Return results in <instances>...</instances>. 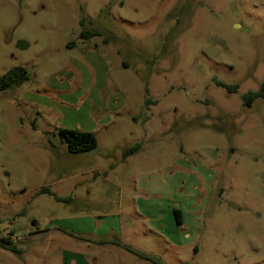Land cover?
Segmentation results:
<instances>
[{"label":"rangeland","instance_id":"obj_1","mask_svg":"<svg viewBox=\"0 0 264 264\" xmlns=\"http://www.w3.org/2000/svg\"><path fill=\"white\" fill-rule=\"evenodd\" d=\"M17 66L29 78L0 90V264H264V100L242 99L264 81V0H0V76ZM61 128L96 148L70 153ZM169 170L171 198L136 189ZM140 200L178 205L174 242L150 227L125 249ZM159 217L165 235L173 212Z\"/></svg>","mask_w":264,"mask_h":264},{"label":"crops","instance_id":"obj_2","mask_svg":"<svg viewBox=\"0 0 264 264\" xmlns=\"http://www.w3.org/2000/svg\"><path fill=\"white\" fill-rule=\"evenodd\" d=\"M130 156L126 157V159H123L124 162H126L127 160H130ZM89 170L90 171H95L94 168H90ZM168 173H169V175H167V179H165V177H162L160 179L159 178H155V180H152V179L149 180V181L147 180V181L141 183L140 185H138L136 187V189H138L139 191L140 190L141 191L142 190L145 191L146 192L145 194H149L148 192L150 190H151V194H158L159 191H161V190L166 188L167 189L168 198H171L170 193L173 190V185L171 184V182H173L172 179L174 177V175H173L174 171H170L169 170ZM103 174H105V172H103ZM170 174H172V175L170 176ZM104 177H106V175H104ZM166 197L167 196H165L164 198H166ZM140 201H141V203L140 204H135V206H133L131 204L129 205L130 208L135 209L133 215L138 217V220L136 221L137 222L136 224H131V226H129L128 230H126V232L122 236L124 245L126 244V242H129V241L130 242L133 241L135 243H138L139 241H143V238L147 239L148 234L151 231L150 227H152L153 229H156L158 231H159V229H160V231H161V229L163 231H165V229H164V227L162 225L163 224L162 223V219H161V217H159V216H161V212H166L168 214V212L170 210H172V212H173L174 209H178L180 211V213H181L182 222H184L182 212L177 207L178 205L173 203V200H172V202H170V201L168 202V205H166V208L164 210H162V209L160 210L159 204H158L159 207L158 206L155 207V205H154L151 208L149 206V204L145 203V202H147L146 200L145 201L140 200ZM121 214H122V212L119 209L118 218H117V222H116V224L119 225V227L117 229V231L119 230V234H121V232H122L121 231L122 229H120V227H122L121 225L123 224L122 218H120ZM173 215H174V213H173ZM98 216L100 217V215H98ZM88 217H90V221H91L92 224L95 222L94 218H97V217H92V216H88ZM91 217H92V219H91ZM85 219H87V218H85ZM134 219H135V217H134ZM152 219H153V221H152L153 224L150 225V221ZM174 222H175V218H174ZM168 223L170 224V227L164 233L165 235L162 234L163 231L160 232V234H161L160 242H162V243L165 240L168 241L169 243H172L171 241L174 242L176 236L178 235V227H177L178 224L175 222L176 225L175 224L173 225L172 222H170V220H169ZM139 224H144L143 228H139L138 229V228L135 227V225H139ZM157 228H159V229H157ZM95 229L97 230L98 228H95ZM99 230H101V229H99ZM93 233H94V226H93L92 229H89V231L86 230V231L80 233L81 234L80 236L82 237L81 242H83L86 245L90 244L87 239H89L88 236L90 234H93ZM124 236H127L126 237L127 239ZM66 237H70V236H66ZM61 239L62 238H60V240ZM61 242L67 243V238H65V239L63 238ZM162 243H161V246L165 247V242H164V244H162ZM131 247L133 249L139 250V252L141 254H144V255L145 254H152V255H160L161 254L160 250H150L149 251L146 247L145 248H143V247L140 248L138 245H134V244H132ZM84 255H85V253H84ZM80 257L82 258V263L81 264H86L87 260L84 259L83 255H80ZM159 257H162V255H160Z\"/></svg>","mask_w":264,"mask_h":264},{"label":"trees","instance_id":"obj_3","mask_svg":"<svg viewBox=\"0 0 264 264\" xmlns=\"http://www.w3.org/2000/svg\"><path fill=\"white\" fill-rule=\"evenodd\" d=\"M93 34H82V38L88 39ZM29 78L25 68L21 66L13 67L0 76V90L9 89L20 86L24 81ZM218 86L226 88L228 91H236L237 86L234 84H227L225 82L215 80ZM244 105H250L256 99L264 100V81L259 84L256 90L248 91L242 96ZM59 135L65 140L67 149L70 153L79 154L89 152L96 148L97 140L93 132L80 130L77 128H61ZM140 143L128 146L123 149V156L127 157L137 152ZM175 222L178 225L182 224L181 213L178 209L173 210ZM127 251L135 253L128 246H124Z\"/></svg>","mask_w":264,"mask_h":264},{"label":"water","instance_id":"obj_4","mask_svg":"<svg viewBox=\"0 0 264 264\" xmlns=\"http://www.w3.org/2000/svg\"><path fill=\"white\" fill-rule=\"evenodd\" d=\"M17 47L18 48H25L26 47V43L22 42V41H18L17 42Z\"/></svg>","mask_w":264,"mask_h":264}]
</instances>
